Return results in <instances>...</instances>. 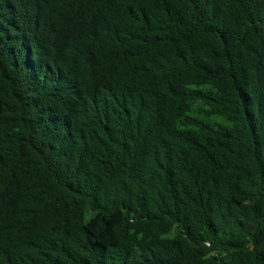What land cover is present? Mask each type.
<instances>
[{
	"label": "trees",
	"instance_id": "obj_1",
	"mask_svg": "<svg viewBox=\"0 0 264 264\" xmlns=\"http://www.w3.org/2000/svg\"><path fill=\"white\" fill-rule=\"evenodd\" d=\"M0 264H264V0H0Z\"/></svg>",
	"mask_w": 264,
	"mask_h": 264
},
{
	"label": "water",
	"instance_id": "obj_2",
	"mask_svg": "<svg viewBox=\"0 0 264 264\" xmlns=\"http://www.w3.org/2000/svg\"><path fill=\"white\" fill-rule=\"evenodd\" d=\"M215 260H217V258H215Z\"/></svg>",
	"mask_w": 264,
	"mask_h": 264
}]
</instances>
